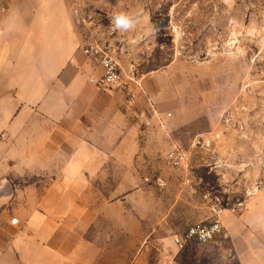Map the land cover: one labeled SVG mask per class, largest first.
I'll return each mask as SVG.
<instances>
[{
	"label": "rangeland",
	"instance_id": "rangeland-1",
	"mask_svg": "<svg viewBox=\"0 0 264 264\" xmlns=\"http://www.w3.org/2000/svg\"><path fill=\"white\" fill-rule=\"evenodd\" d=\"M39 6V28L33 27L32 34L28 27L26 35L10 33L1 46L5 76L33 72L36 60L42 61L43 96L52 92L51 103L40 98L31 104L28 87L13 79L10 83L12 97L26 101L28 108L56 109L58 98L65 97V85L55 80L62 69L50 72L49 61L58 55L59 65H65L67 47L82 46L88 34L82 21L86 13H151L155 32L165 34L164 42H153L146 52L136 49L137 65L149 60L143 70L149 72L145 88L160 119L141 123L143 132L135 136L139 147L129 149L134 159L124 169L125 178L106 181L108 209L97 217L105 224L85 233L102 245L101 264H237L228 260L234 235L229 228L207 243L191 241L178 248L170 241L210 218L213 190L245 200L231 214L236 221L264 216V0H0V26L15 7L14 20L22 13L29 19L32 13L22 10L35 13ZM100 22L106 31L110 21ZM173 142L190 151L189 164L180 170L163 162ZM109 164L110 172L118 173L117 161ZM120 198L126 208H139L141 226L132 225L134 215L123 206V215L115 218L113 202ZM116 219L123 227H115Z\"/></svg>",
	"mask_w": 264,
	"mask_h": 264
},
{
	"label": "crops",
	"instance_id": "crops-1",
	"mask_svg": "<svg viewBox=\"0 0 264 264\" xmlns=\"http://www.w3.org/2000/svg\"><path fill=\"white\" fill-rule=\"evenodd\" d=\"M15 9L19 10L15 7L0 26V264H101L102 245L86 238L85 233L92 227L104 226V221L97 217L108 209L106 181L111 176L117 180L125 178L123 174L134 159L130 154L139 147L135 136L143 132L139 112L146 110L148 100L151 101L145 88L149 72H143L149 60L137 65L136 49L146 52L153 42H164L165 34L158 29L155 32L149 21L151 13L123 12L130 18L126 28L114 23L116 12L86 13L82 21L88 34L82 46L67 47L65 65H59L58 55L49 61L50 72L62 69L55 80L65 85V97L58 98L56 109L28 108L26 101L12 97V79L28 87L27 99L31 104L40 98L48 103L55 99L50 91L43 96L41 59L36 60L39 64L33 72L19 77L2 74L6 64L1 48L7 42L6 36L14 32L26 35V27L32 34L33 27L41 25V6L35 13L33 8L21 9L28 15L32 13L29 19L22 13L14 20ZM104 19L110 21L106 31L100 22ZM95 41L109 49L125 72L136 73L143 93L134 101L118 89H98L89 83L94 68L82 48ZM20 103L24 106L17 108ZM155 119L152 117L148 125ZM120 149V154L115 153ZM112 160L117 161L118 173L109 170ZM115 193L122 195V189L116 187ZM116 202L115 218L123 215V206L134 215L132 225L141 226L138 207L126 208L121 198ZM12 217H18V225L11 224ZM250 217L236 221L231 213H223L226 232L229 228L234 233L228 241L232 249L230 262L264 264V216ZM114 222L115 227H123L121 219ZM241 230L244 236L238 235Z\"/></svg>",
	"mask_w": 264,
	"mask_h": 264
},
{
	"label": "built area",
	"instance_id": "built-area-1",
	"mask_svg": "<svg viewBox=\"0 0 264 264\" xmlns=\"http://www.w3.org/2000/svg\"><path fill=\"white\" fill-rule=\"evenodd\" d=\"M83 53L91 62L94 72L88 77L89 83L98 89H118L125 94L129 101H134L139 94L143 93L142 85L134 71L125 72L121 64L115 59L109 49L99 42H92L83 46ZM97 69L99 73H97ZM139 88L136 92L135 89ZM148 108L139 112V117L143 123L148 125L150 119L155 117L160 119L153 103L148 100ZM167 116H171L168 113ZM164 164L170 169H181L186 167L190 161V151L183 145L173 142L165 151ZM214 166V165H212ZM251 192H255V189ZM247 193L250 195V193ZM208 209L210 218L201 222L189 225L184 232L171 236V243L178 248H184L191 241L207 243L216 236L224 235L226 227L223 222V213L229 212L233 215L238 213L243 207L245 200L235 197L229 191H211ZM248 195V196H249ZM11 224L18 225V217H12Z\"/></svg>",
	"mask_w": 264,
	"mask_h": 264
},
{
	"label": "clouds",
	"instance_id": "clouds-1",
	"mask_svg": "<svg viewBox=\"0 0 264 264\" xmlns=\"http://www.w3.org/2000/svg\"><path fill=\"white\" fill-rule=\"evenodd\" d=\"M114 23L118 27H128L130 24L129 15L123 12L116 14L114 17Z\"/></svg>",
	"mask_w": 264,
	"mask_h": 264
}]
</instances>
